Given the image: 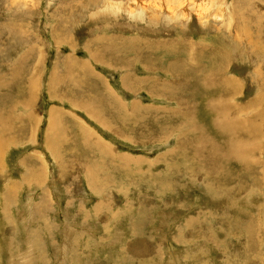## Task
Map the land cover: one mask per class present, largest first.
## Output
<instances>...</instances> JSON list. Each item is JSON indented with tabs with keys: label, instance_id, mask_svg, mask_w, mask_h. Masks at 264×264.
Segmentation results:
<instances>
[{
	"label": "rangeland",
	"instance_id": "rangeland-1",
	"mask_svg": "<svg viewBox=\"0 0 264 264\" xmlns=\"http://www.w3.org/2000/svg\"><path fill=\"white\" fill-rule=\"evenodd\" d=\"M134 1L0 0V108L3 111L0 113V137L3 141L0 148V156L3 158V168L0 170V264H264V253L251 250L247 242H242L240 235L232 228L219 224L221 217H225L226 222L234 221L232 218L229 220L231 215L225 212L231 209H227V202L232 197L227 192L216 195L206 188L210 179L199 172L192 151L174 157V161L167 166L157 163L149 169V165L135 163V160L144 163L156 160L167 151L178 154L182 149L176 148L177 138H172L169 142H140L136 139L139 131L131 134L128 133V127L123 126L124 119L128 124L129 108L135 100L141 101L144 106L175 107L157 100L152 102L144 91L134 96L128 92L123 84V76L129 71L140 76L148 75L139 62L129 71H113L102 64L90 62L94 67L93 72L126 105V118L125 114L120 115L119 121L112 120L110 113L103 114L111 122V126L118 129L119 134L114 131L113 134L111 129L107 130L92 120L85 111L73 109L66 101L62 103L55 98L52 101V95L59 98L63 95H58L55 90L58 85L64 87L63 83L54 82L46 89L45 77L51 76V72H54L52 68L59 69V77L67 76L69 71L63 67V57H72V49H76L78 58L88 60L85 45L92 44L93 50L98 49L96 39L103 36L122 37L127 41L147 39L152 42L160 38L189 36L196 39L205 37L210 42H216L215 38H218L231 44L237 36V26L248 25L252 34L264 46V21L258 19V16L264 17L262 0H229L232 7L230 18L223 16L220 20L212 19L203 25L196 21L195 15H192V20L188 23L169 20L157 9L162 7L161 3ZM210 2L214 8L210 9L212 17L219 11L222 0ZM195 4L192 6L195 10H202L207 3L195 0ZM254 4L256 6L251 10L248 5ZM166 8L168 6L164 2L163 9ZM143 11L145 14H140ZM57 41L63 45L61 52L57 50ZM245 51L250 52L242 49L234 55V59L242 58L247 61ZM24 53H27L25 61L20 64L18 58H23ZM120 54H115L117 59L126 58L127 61L128 58H134L128 56V50ZM260 60L264 62V59ZM237 74L245 80L248 70L243 68ZM153 76L162 78L158 73ZM94 83L100 85L99 82ZM5 86L10 89L5 90ZM34 86L37 94L32 99L29 91ZM103 87L99 86L100 91L96 89L99 92L96 94L98 98L105 93ZM51 89H54V94ZM261 92L264 91L257 89L255 94ZM251 93L249 85H246L241 96L246 100L241 102L249 103L253 96ZM103 99L105 100L104 97ZM105 103L108 105L107 109L113 108L112 103L107 100ZM202 105L196 124L208 132L212 116ZM56 109L63 112V116L58 117L60 123L56 125L57 129L70 141L61 146L59 153H55L56 156L63 155L65 165L56 161L47 146L51 124L49 112ZM69 109L74 111L69 113ZM34 115L38 118L39 125L36 123L22 127L17 121L18 116L21 119L34 118ZM84 130L90 131L89 142L84 139ZM161 137L162 134L159 133L154 138L157 140ZM98 139L112 150V154L94 146ZM32 141L36 144H32ZM71 144L73 147L67 149ZM184 146L189 148L186 142ZM74 149L78 152L76 156L72 152ZM114 154L126 156L127 159L115 160ZM31 155L36 162L28 159ZM83 163L93 173L96 169L100 171L98 188L100 191L104 190L105 195L94 192L87 185V180L82 175ZM70 166L73 167L70 169ZM33 172L40 173L39 181ZM159 175L163 176L157 177ZM162 179L169 182L170 190H163ZM9 196L15 198L11 199ZM105 201L106 204L103 203ZM262 201V198L255 197L251 202H239L237 211L249 210V214H254L256 211L253 203ZM40 202L43 203L42 212L38 208ZM97 203L110 209L112 214L102 209L96 215ZM183 203L186 207L183 208L184 211L179 207ZM201 210H208L212 215L201 217L203 225L189 227L187 221L192 217L197 219ZM217 216L220 218L217 219ZM260 221V226H264V218ZM204 225L208 227L207 230ZM248 255L250 256L247 257Z\"/></svg>",
	"mask_w": 264,
	"mask_h": 264
},
{
	"label": "bare ground",
	"instance_id": "bare-ground-1",
	"mask_svg": "<svg viewBox=\"0 0 264 264\" xmlns=\"http://www.w3.org/2000/svg\"><path fill=\"white\" fill-rule=\"evenodd\" d=\"M136 1L139 2L140 0H135L134 2ZM150 1H154V3H161L160 5L162 7L157 8L159 13H161L164 17H168L171 21L188 23L192 20V15H195L196 21L203 25L212 19L215 21L218 19L220 20L223 16L230 18L232 14V7L230 5L231 2H229V0H222V2L219 3V11L212 17L210 15V9L214 8L211 7V0H204L207 4L204 8L202 7V10L200 8L195 10L194 7H192L196 5L195 0ZM257 1L261 2V0ZM262 1L264 2V0ZM164 2L167 4L168 9H163ZM142 3L143 2H141V4ZM146 6L148 5L145 3V7ZM248 6L249 8L251 7V10H253L256 5L254 4ZM146 12H148V10H146ZM140 14L144 15L145 12L143 11ZM147 14H149V12ZM258 19L264 21V17L258 16ZM247 26L248 25L243 27H240L239 25L237 26V36L231 44L230 42H224V40L221 41L218 38H215L216 42H210L205 37L196 39L189 36H177L174 38H160L156 39L157 41L152 42L147 39H141V41H127L122 37H120V39L119 37L108 38L103 36L100 39H96L98 49L93 50L91 48V43V45L89 44L90 46L85 45L86 48L84 51L88 55V60L78 58V50L76 49H72V53L70 55L72 57H63L65 58L63 67L69 71L67 76L59 77V69L55 67L52 68L54 72H51V76L45 77V80L47 90L49 85L54 82L63 83L65 85L64 87H61L60 85L55 87L58 95L63 94L61 98L57 97L53 93L54 89L53 91L51 89V93L56 96L55 97L49 93L50 96L52 95V101L54 98L58 99L62 103L66 101L67 104L74 107L73 109L85 111L88 117L92 120L96 121L107 130L111 129L112 133L114 131L119 134L118 129L111 126V122L105 118V115L103 114L106 112L110 113L109 115L113 118L110 119L119 121L120 115L126 113H124L125 109L127 111L126 105L122 104L115 94L105 85L104 81L101 80L95 72H93L94 67H92L93 65L90 62L94 61L96 64H102V66L108 67L113 71H118V69H128L129 71L133 68V66L137 65V62H139L148 75L140 76L136 75L135 72L132 73L129 71L126 76H123V84L127 87L126 89H128V92L134 96L138 92L140 93L144 91L147 94L146 97L152 102L157 100L159 103L169 104L175 107L170 108L167 106L156 105L144 106L141 101L138 102L135 100L129 108L128 124L126 119H124L123 126L128 127V133L130 132L131 134H134V131H139L136 139L140 142H169L172 138H177L176 148L182 147V149L178 154H173L172 152L167 151L156 160H147V163L135 160V163L137 165H149L150 168L147 167L149 169H152L151 167H155V164L157 163L165 164L167 166L174 161V157L179 156L181 153L192 151L195 156V165L199 167V172L204 174L206 179H210V182L208 181L207 183L208 187L206 188H209L210 192L215 193L216 195L227 192L230 197H232L227 202V209H231H228V211L225 212H228L231 215L228 219L230 220L232 218L234 221L226 222L225 217H221V219H219L220 217L218 218L217 216L219 224L222 223L223 225L229 226L230 229L232 228L235 233L240 235L242 242L243 240L247 242L251 250H258L259 253L263 254L264 231L261 229H264V226H260L259 221L264 218V201L253 203V209L256 211L254 214H249V210L247 212H243V210L237 211L239 202H251L255 197H260L264 200V92H261L258 95L255 94L257 89L259 91H264V62L260 60L264 59V46L260 44L259 38L253 35ZM241 37L242 39H240ZM52 38L54 37L52 36ZM151 40H153V38ZM126 42H128L127 45L125 44ZM57 44V50L61 52V50L64 49L63 45L58 41ZM242 49L250 50L249 53L245 51L248 55L247 61H244L242 58L234 59V55L239 53ZM127 50L128 56H134V58H128L127 61L125 60L126 58H124V60L116 58V53L122 54ZM131 53L133 54L131 55ZM26 54L27 53H24L23 58H18L20 64L24 63ZM160 54H163L162 56H166L162 58ZM125 56H127V53ZM246 63L249 64L246 66ZM235 68L239 69L236 70ZM243 68L248 70L245 80L237 74ZM154 73L162 75V78H155L153 76ZM94 82H99V86L101 87L104 86L103 91H105V93H102L103 97L107 100V102L112 103L111 106H113V108L110 107L107 109L108 107L106 106L108 105L105 103L103 97L98 98L96 94H99L97 90L100 91V88L96 85L97 83L95 84ZM0 84H2V81H0ZM42 85L45 86L43 83ZM246 85H249V92H252L251 94L253 95L247 104L241 102L246 100V98L241 97L244 93V87ZM9 89L10 88L5 86V90ZM61 91H64V93ZM35 94H37V91L34 86L29 91V97L34 99L36 96ZM78 99H81L82 101L80 102ZM202 104H204L206 112L212 116V121L209 124L210 130H208V132L206 129L200 128L196 124V120L200 118L199 108L200 105L203 106ZM249 110L253 111L250 112ZM73 111L74 110L67 112L71 113ZM2 112L3 111L0 108V113ZM60 115L63 116V112L57 109L49 112V123L51 124L48 129L47 146L49 148L48 150L53 153L56 161L59 164L65 165L62 158L63 155L60 156L59 154L56 156L55 154L60 152L59 150L62 145H67L68 142H70L66 139V137H63L57 129L56 125L60 123V121H58ZM18 117L20 118V116ZM124 117L126 118V114ZM19 118L17 121L22 127L24 125L33 126L36 123L39 125L38 118H36L35 115V119L30 117ZM60 130L63 131V129ZM84 131V139L86 142H89L88 137L90 131ZM156 132L162 134V137L157 140L154 137H157L159 133L157 134ZM155 133L157 136H155ZM187 138L193 140H186ZM32 139H30V141ZM36 140L38 139L36 138ZM32 142V144H36L34 141ZM185 142L191 149L184 146ZM1 143H3V141L0 137V148ZM105 145L106 144H104V142L100 139H98L94 144V146L100 148L99 150L105 152L109 151V154H112V150ZM68 146L69 147H67V149H70V147H73V144ZM72 152L74 156L78 153L76 152V149ZM114 155L115 160L127 159L126 156ZM1 156L0 170L3 168H1V165L3 164V158H1ZM28 159L32 162H36V159L34 160L32 155L28 156ZM72 167L70 166V169ZM81 167L83 168L82 175L87 180V185H89L94 192L105 195V191L103 189V191H100L98 188V181L101 179V176H99L100 171L98 172L96 168H93L96 169L93 173L91 168L85 163H83V166ZM64 170L66 171L67 169ZM178 170L180 171L181 169ZM34 173L36 175V180L39 181L38 175L40 173L33 172V174ZM62 173L61 169L60 174ZM178 173L180 172H176V174ZM161 176L163 175H159L157 177ZM211 181H213V183H211ZM163 183V190L171 189L168 181L163 180ZM7 185L9 184L7 183ZM10 198L13 199L15 196H11ZM101 200L103 199L101 198ZM40 203L38 204V208L42 212L43 203ZM103 203L106 204V201ZM101 206L102 205L100 204L98 205L95 211L96 215H99V211L102 209H106L109 214H112L110 209ZM179 207L181 208L180 210L186 208L184 203L183 206L180 205ZM201 211L198 214L197 219L196 217H192L187 221V225L189 227L196 224L199 226L203 225L200 221L202 219L201 217H208L212 215L208 212V210ZM250 213H252V211ZM207 222L209 223V221ZM202 223L204 222L202 221ZM210 230L211 229H208V231ZM206 233L209 232L206 231ZM206 233L204 235H207ZM195 236L196 235H194V237ZM205 240L210 241V239ZM212 240H214V238H212ZM214 245L216 244L214 243ZM249 256L250 255L247 257Z\"/></svg>",
	"mask_w": 264,
	"mask_h": 264
}]
</instances>
